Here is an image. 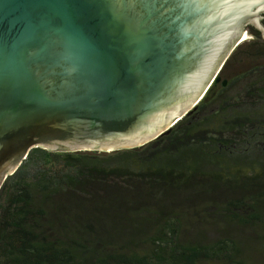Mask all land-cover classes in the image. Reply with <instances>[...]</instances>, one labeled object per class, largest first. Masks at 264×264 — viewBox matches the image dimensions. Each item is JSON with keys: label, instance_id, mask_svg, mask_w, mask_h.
<instances>
[{"label": "trees", "instance_id": "16d2710c", "mask_svg": "<svg viewBox=\"0 0 264 264\" xmlns=\"http://www.w3.org/2000/svg\"><path fill=\"white\" fill-rule=\"evenodd\" d=\"M252 71L140 147L30 149L0 184V264H264V63Z\"/></svg>", "mask_w": 264, "mask_h": 264}, {"label": "water", "instance_id": "95a60500", "mask_svg": "<svg viewBox=\"0 0 264 264\" xmlns=\"http://www.w3.org/2000/svg\"><path fill=\"white\" fill-rule=\"evenodd\" d=\"M264 0H0V184L40 147L155 139L214 78ZM264 8V7H263Z\"/></svg>", "mask_w": 264, "mask_h": 264}, {"label": "flooded vegetation", "instance_id": "af4514ba", "mask_svg": "<svg viewBox=\"0 0 264 264\" xmlns=\"http://www.w3.org/2000/svg\"><path fill=\"white\" fill-rule=\"evenodd\" d=\"M264 5L256 7L260 11V23L246 22L243 28L235 35L233 44L228 53L223 57V63L219 66L214 78L203 91L209 86L217 85L222 87L227 85L230 78L246 72V82L250 85L255 81L253 67L264 63ZM232 59H236V64L230 68ZM244 60L248 62L245 66ZM263 87V86H262ZM201 98V97H200Z\"/></svg>", "mask_w": 264, "mask_h": 264}, {"label": "rangeland", "instance_id": "374dc122", "mask_svg": "<svg viewBox=\"0 0 264 264\" xmlns=\"http://www.w3.org/2000/svg\"><path fill=\"white\" fill-rule=\"evenodd\" d=\"M243 62H244L243 66H245L246 64H248V62H247L246 60H244ZM234 64H236V59H232V60H231L230 68H233V67H234ZM249 245H250V249L248 248V250H254V249L257 248V244H256L255 242H251ZM248 250H247V251H248ZM249 252H250V251H248V253H249Z\"/></svg>", "mask_w": 264, "mask_h": 264}]
</instances>
